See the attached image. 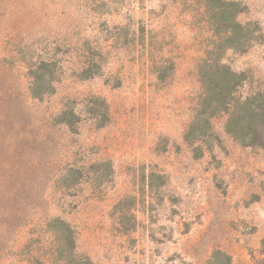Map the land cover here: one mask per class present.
I'll list each match as a JSON object with an SVG mask.
<instances>
[{"label": "rangeland", "instance_id": "obj_1", "mask_svg": "<svg viewBox=\"0 0 264 264\" xmlns=\"http://www.w3.org/2000/svg\"><path fill=\"white\" fill-rule=\"evenodd\" d=\"M221 45L264 92V0H0V264H264V150L184 140Z\"/></svg>", "mask_w": 264, "mask_h": 264}, {"label": "trees", "instance_id": "obj_2", "mask_svg": "<svg viewBox=\"0 0 264 264\" xmlns=\"http://www.w3.org/2000/svg\"><path fill=\"white\" fill-rule=\"evenodd\" d=\"M225 15L226 12L222 10L220 17L223 21L226 19ZM226 25H228L226 32H229L232 27L239 28L237 24ZM233 33L234 31L225 38V41L231 40ZM218 46V54L209 53L198 66L203 94L199 100L198 110L186 130L184 140L189 143H204L208 137L218 142L213 135L210 122L216 116L223 115L226 117L225 133L230 138L241 146L258 147L264 150V92L242 99L238 95V90L243 83L242 76L222 63L220 53L229 47L221 45L219 48ZM53 223L59 225L61 232L58 236L61 261L64 264H93L90 259L75 255L74 232L70 226L58 219H54Z\"/></svg>", "mask_w": 264, "mask_h": 264}]
</instances>
